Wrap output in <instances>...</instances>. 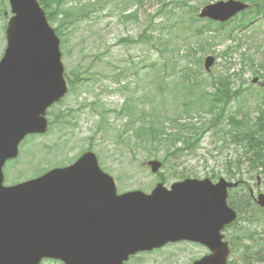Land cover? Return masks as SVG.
Here are the masks:
<instances>
[{"label":"rangeland","instance_id":"rangeland-1","mask_svg":"<svg viewBox=\"0 0 264 264\" xmlns=\"http://www.w3.org/2000/svg\"><path fill=\"white\" fill-rule=\"evenodd\" d=\"M180 1L188 3L189 6L179 4ZM218 1L227 0H143L140 3H137V0H127L126 7L122 0H80L81 5L85 7L92 4L93 8L101 6V9L92 10L93 13L88 18L69 25L66 36H63V46L59 37L64 76L69 87L68 94L59 104L49 108V131L44 135L28 136L24 139L19 146L18 158L5 165V183L34 178L53 167L69 165L87 150H91L95 153L101 169L115 179L118 193L130 190L149 193L157 183H163L165 188H169L171 184L181 182L185 178L203 180L215 176V179H210L213 183L220 178L229 182L244 183L242 187L229 191V203L234 208L230 207L234 211L237 210V214L241 203L247 202L249 190L255 194L264 193V165L258 169L250 168L247 160L250 155L245 153L244 145L231 139L236 129L225 119L238 112L240 114L236 117L245 121L244 127H251L258 113L257 108L263 107L261 97L264 96V69L260 66L264 61V17L254 20L241 31L227 33L235 26L234 23H237V20H234L220 32L212 31L211 35L204 33L202 36H195L193 28L203 25L206 20L197 19L192 23L190 7L199 10L204 5ZM75 2L77 0H69L67 6L77 9ZM4 9L7 15L4 12L0 17V56L5 48L3 25L10 17L7 1ZM165 9L171 10L172 14H162ZM128 10L135 14L136 20L123 18L122 14L125 11L126 15ZM5 15L6 18L2 19ZM151 16L152 24L157 30H160L166 20L175 21L173 32L166 40L170 43L171 57L179 72L174 74L171 66L167 67L168 74L162 76L165 77L163 83L169 90L160 94L157 90V70L147 73L150 68L147 70L145 67H153L159 62L160 68L165 63L161 49L158 44H154L153 49L144 42H136L144 30L152 27ZM249 18L250 15L247 19ZM50 25L55 27L57 22ZM148 33L159 39L158 32L157 36L156 32ZM122 39L128 42H122ZM198 46H201L202 50L191 55V47L196 50ZM207 56L215 58L209 73L203 69V60ZM250 59L253 61V67ZM184 65L198 70V83L193 79L181 81L180 71ZM213 75H228L230 84L233 83L232 89L242 87L245 91L238 99L230 102L227 114L225 113L218 127L211 124L214 116L198 109L189 116L179 114L181 123L193 125L191 130L179 132L194 137V133H198L199 129L206 131L195 149L184 150V142H179L177 148L182 151L168 156L169 150H166L163 143L153 144L156 147L154 149L151 143H144L132 136L136 128L147 127L148 115L152 113L153 107L156 112L158 109L157 119L162 123L167 135L178 132V126L172 118L175 114L170 113V117L162 116L159 101H170V97L174 95L180 97V93H186L189 87H197V92L204 89L207 93H212L210 76ZM253 79H257L256 84L251 83ZM69 80L74 83L73 90ZM176 84L177 91L172 88ZM181 99L186 97L183 95ZM172 105H175V102ZM180 106L183 104L180 103ZM167 108L170 109L171 106ZM194 108L195 106L192 110ZM102 112L106 114L103 115ZM131 128L135 129L129 130ZM169 149L174 151L171 147ZM239 159L240 165L237 164ZM150 160L162 163L156 174H152L144 165ZM254 218L255 222L251 224L240 220L233 230V235L237 236L246 231L253 232L255 240L261 241L254 244L250 240H242L239 243V255L242 258H245L248 249L252 253H256L260 248L264 249V213ZM188 244L183 241L180 247H172L169 253L162 251L155 258L157 264H188L193 255L205 251V248L197 244H190L192 250L187 252ZM178 247L179 251L186 253L177 254ZM193 260L190 264H193ZM232 261L236 264L239 262L236 254ZM243 264H247V261Z\"/></svg>","mask_w":264,"mask_h":264},{"label":"water","instance_id":"water-1","mask_svg":"<svg viewBox=\"0 0 264 264\" xmlns=\"http://www.w3.org/2000/svg\"><path fill=\"white\" fill-rule=\"evenodd\" d=\"M9 4L12 16L0 60V264H39L43 259L118 264L138 251L179 239L209 249L210 254L194 264H227L228 245L219 233L237 218L227 197L238 183L185 179L169 190L158 183L150 194L117 195L114 179L88 151L70 166L4 186L6 161L17 157L27 135L47 131V109L68 92L60 41L38 2ZM248 7L233 0L217 2L204 6L198 17L225 22ZM213 62V57L204 60L206 71ZM147 166L155 174L161 163L151 160ZM256 204L264 208V194ZM131 222L141 227L127 242L122 237Z\"/></svg>","mask_w":264,"mask_h":264},{"label":"trees","instance_id":"trees-1","mask_svg":"<svg viewBox=\"0 0 264 264\" xmlns=\"http://www.w3.org/2000/svg\"><path fill=\"white\" fill-rule=\"evenodd\" d=\"M4 1L0 0V17L3 16L4 13ZM43 7V9L47 12V18L48 20H53L59 15V10L57 11L52 7V3L56 1H60L62 3V0H38ZM250 3L251 1L248 0ZM253 3V10H252V18L257 17H264V0L259 1H252ZM251 3V4H252ZM166 5V4H165ZM93 8V7H92ZM168 8V7H167ZM193 10H196L195 7H190ZM91 9V8H88ZM165 12H170L172 14L171 10L165 9V11L162 14H165ZM90 12L86 8H80L77 11L71 13L66 12L64 14L65 21L61 22L55 29L56 34L59 36H64L67 30V24H72L73 22L78 21L79 19H83V17L87 16ZM123 18L129 20L133 19L136 20V16L134 13L129 15H123ZM152 16L150 17V22L152 24ZM192 23L196 21L195 16L191 15ZM209 24H213L211 22H206L205 25L202 26H195L193 28V32L195 36H202L205 33V30L207 32L210 31ZM238 27L240 29L246 28L249 23H247L246 18L244 16H241L239 20L237 21ZM65 25V26H64ZM175 26V21L166 20L165 23L161 25L160 30H157L155 26L152 24V27H150L147 30H144L141 35L137 38L136 42H144L148 46H151L153 49H155L154 44H158V46L161 49V55L162 59L165 61V63L159 68L158 64H154L153 67L147 66L145 67L149 72L152 73L155 70H157V78L159 79L157 90L160 93L164 92L167 89L165 83H163V79L166 74H168L167 67L171 66L174 74H177L179 71L177 70V65L174 61V59L171 57L172 51L169 50L170 43L166 39L169 38L171 32H173V28ZM218 27L223 30L225 25H218ZM153 31L159 33V39L154 38L151 34L148 32ZM147 34H149L147 36ZM122 42H128L122 39ZM199 61V60H198ZM251 62H253L250 59ZM199 65V64H198ZM253 67L254 64H251ZM199 69V67L197 66ZM261 68L264 69V63L261 65ZM180 79L181 81L184 80H191L193 79L195 83H198L199 81V72L196 68H192L190 65H184L183 69L180 71ZM163 75V76H162ZM193 78H190L192 77ZM228 76L225 77H211L210 78V84L212 86L213 92L207 93L204 89H201L199 92H197V87H189L186 89V93H180V97L177 95L171 96L170 101H167L166 99H161L159 101L160 108L162 109L161 113L164 117H170V113H174L175 115L172 117L175 124L178 126V132H175L172 135H167V133L162 128V123L158 121L157 116H159V111L153 107L151 110L152 113L148 115L149 119L147 120V127H142L139 129L134 130V137H137L138 139L142 140L144 143H151L152 148H156L155 145H160L163 143V145L166 146V150L168 151V156L174 155L176 151H182V149L177 148V144L179 142H184L185 147L184 149H191L194 148L198 141L201 139L202 135L206 132L205 129H199L198 135L195 139H193L188 134H183L179 131L189 130L190 128H193L192 124H183L181 123V117L179 114L183 113L189 116L191 112H193L195 109H198L200 112H206L208 114H211L214 116V119L211 121L212 126L218 127L222 123V119L224 118V115L227 111L228 105L230 102L234 99H238L242 93L245 91L242 87L240 89H232V84H230V81L228 80ZM71 90L74 88V83L69 80ZM194 84V83H193ZM197 86V85H196ZM172 88H174L177 91L178 85H174ZM185 96L186 99H181L182 96ZM173 102H175V105H172ZM264 103V101H262ZM180 103L183 104V106H180ZM171 106L170 109H168V106ZM195 106V108L192 110V107ZM258 113L257 116L254 118V121L251 125V127H244L245 121L240 118L234 116H227V122L236 129V132L238 133V138L234 139V141L238 144L244 145L245 147V153L249 154L250 156L247 158V160L250 163L251 169H256L259 166L264 165V107L257 108ZM143 112V111H142ZM141 112V115H142ZM140 115V116H141ZM145 115V114H144ZM154 124H156V127H154ZM210 125V122H209ZM241 127H244L243 129H240ZM196 128V127H194ZM238 129L240 130L238 132ZM173 148L174 151H171L169 148ZM241 162L238 163L240 165ZM252 203L247 201L244 202L242 207L240 208V212L246 214L248 212V209L251 208ZM252 214L258 213L260 210L251 209ZM258 261V259H256Z\"/></svg>","mask_w":264,"mask_h":264},{"label":"flooded vegetation","instance_id":"flooded-vegetation-1","mask_svg":"<svg viewBox=\"0 0 264 264\" xmlns=\"http://www.w3.org/2000/svg\"><path fill=\"white\" fill-rule=\"evenodd\" d=\"M235 182H238L239 183V186L237 187V189L239 187H242V185H244V183L242 181H235ZM251 192V190H250ZM251 195V193H250ZM237 224H231L230 226L226 227L224 230H223V235L225 237V239L231 243L233 241L232 239V230L233 228L236 226ZM185 241V242H188V246H189V249L187 252H191V247H190V244H197L199 245L200 247L202 248H205L203 246H201L200 244L198 243H194V242H189V241H186V240H179V241H175V242H167L165 243L163 246L161 247H154V248H151V249H148V250H142V251H138L132 255H130L127 259H123L121 260L118 264H147V263H153V264H157V261L155 258H157V255L161 254L162 251H165L167 253L170 252V250L172 249V247L174 246H181L182 245V242ZM179 247L176 249L177 250V254H182V253H186V252H181L179 251ZM208 254V250L205 248V251L204 252H201V253H197L195 255H193V257L189 260V263H191V260H193V262L196 260V259H199L205 255ZM117 261V260H116ZM116 261H110L108 264H115ZM45 262H53V261H45ZM44 262V263H45ZM53 263H57V264H63L62 262H53ZM99 264H103V262L99 263Z\"/></svg>","mask_w":264,"mask_h":264},{"label":"bare ground","instance_id":"bare-ground-1","mask_svg":"<svg viewBox=\"0 0 264 264\" xmlns=\"http://www.w3.org/2000/svg\"><path fill=\"white\" fill-rule=\"evenodd\" d=\"M62 209H75L74 206H64L62 207ZM141 226L139 225L138 222H131V223H127L126 224V233L124 234V236L122 237V240L124 241H131L134 237L133 236H136L137 233H138V228H140Z\"/></svg>","mask_w":264,"mask_h":264}]
</instances>
